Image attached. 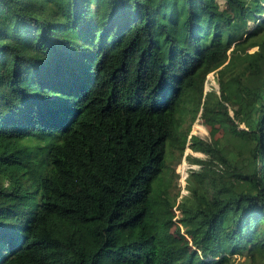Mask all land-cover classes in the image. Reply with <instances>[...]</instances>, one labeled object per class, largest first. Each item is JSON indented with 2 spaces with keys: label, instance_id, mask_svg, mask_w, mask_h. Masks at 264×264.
I'll use <instances>...</instances> for the list:
<instances>
[{
  "label": "trees",
  "instance_id": "trees-1",
  "mask_svg": "<svg viewBox=\"0 0 264 264\" xmlns=\"http://www.w3.org/2000/svg\"><path fill=\"white\" fill-rule=\"evenodd\" d=\"M223 1L0 0V264L264 260V0ZM244 62L242 116L203 85ZM199 106L221 137L188 134Z\"/></svg>",
  "mask_w": 264,
  "mask_h": 264
},
{
  "label": "rangeland",
  "instance_id": "rangeland-1",
  "mask_svg": "<svg viewBox=\"0 0 264 264\" xmlns=\"http://www.w3.org/2000/svg\"><path fill=\"white\" fill-rule=\"evenodd\" d=\"M216 1H217L218 7L221 8L223 6L224 1L223 0H216ZM217 18H219L220 20H222V22H224V20L220 17H213V16L210 17V16H207L204 12H201L199 22L201 23V25L205 29H209L211 27L212 23ZM253 26H254L253 21L247 22V29H251V28H253ZM254 49H255V47H250L248 49V51H251ZM219 68L210 71L206 75L204 85H203V92L205 93V92H208L210 90H215L216 93L221 98H223L225 96L233 98L237 102V105L235 107L238 108L241 115L244 116L247 113V111L250 109V106H249L248 101H247L248 91H247L246 87L244 86V84L242 83L245 75L250 70L249 63L244 62V63L238 64L236 66L234 76L238 77V80H240V83L238 82L237 84L235 82H233V80H231L229 78V76H227L228 74L221 73V70H218ZM232 109L233 108L231 106H229V112L231 114L233 113ZM186 124H187V122L183 123L181 127L183 128L184 126H186ZM241 127H243V124H240V128ZM225 131H226V126L223 123L209 120L208 112L204 108H201L199 106L197 115H196L195 119L193 120V122H191L190 127L188 129V134L195 132L198 136H200L202 138L215 139V138L221 137L225 133ZM50 137H53V136H50ZM53 140H56V139H53ZM175 152H176V154L172 155V157H171L170 153H168V143H167L166 144V153H165V163L167 165V162H168L169 158L171 157L169 164H171V166L173 168L171 171V176H172L173 181L171 182V186H170V190H169V194H168L169 195L168 198L170 199V201H173V200H171V198H173L174 192H175L174 195H177V188H176V183H175L176 182L175 181V173L177 174L176 170L178 168L180 169V166L182 165L183 158H185V160L188 164H192V162L189 161L191 156H202L203 155L202 153H199L197 151H193L188 146L187 142H186L184 149H183V152L181 154H179L177 151H175ZM178 155H179V158H178ZM164 169H163V171H164ZM184 171H185V168H184ZM163 181H164V179H163ZM174 184H175V186H174ZM189 185L192 186L194 184L192 181H190ZM178 198L179 197L177 195V200H178ZM177 212L178 211L175 210V213H177ZM178 226L179 225L177 223L172 224L171 225V231L176 233V234H179L180 237H182V239H185V240H190V237L192 238V236L195 235V233L197 231L194 222L187 223L186 225L182 226V228H181L182 232L181 233H180L179 229H177ZM260 259H261V256H260ZM261 260H262V262H259V264H264L263 258ZM234 264H250V262L245 257H235Z\"/></svg>",
  "mask_w": 264,
  "mask_h": 264
},
{
  "label": "built area",
  "instance_id": "built-area-1",
  "mask_svg": "<svg viewBox=\"0 0 264 264\" xmlns=\"http://www.w3.org/2000/svg\"><path fill=\"white\" fill-rule=\"evenodd\" d=\"M180 166V165H179ZM192 164H188L185 160H182V165L180 166V169H177V173H178V197L180 198L183 194L186 193L185 190V178L187 176V171L190 167H192ZM185 168V171H184ZM178 198V199H179Z\"/></svg>",
  "mask_w": 264,
  "mask_h": 264
},
{
  "label": "clouds",
  "instance_id": "clouds-1",
  "mask_svg": "<svg viewBox=\"0 0 264 264\" xmlns=\"http://www.w3.org/2000/svg\"><path fill=\"white\" fill-rule=\"evenodd\" d=\"M190 134H196V133H195V132H192V133H190ZM190 134H189V135H190ZM189 135H188V136H189ZM180 198H181V197H180ZM180 198H179V199H180ZM179 199H178V200H179Z\"/></svg>",
  "mask_w": 264,
  "mask_h": 264
}]
</instances>
